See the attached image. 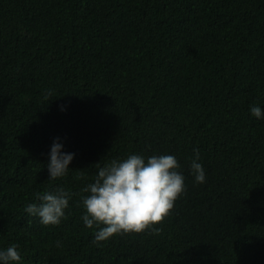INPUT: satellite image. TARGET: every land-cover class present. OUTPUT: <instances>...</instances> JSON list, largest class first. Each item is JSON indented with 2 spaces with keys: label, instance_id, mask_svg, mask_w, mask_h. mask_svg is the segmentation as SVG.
<instances>
[{
  "label": "trees",
  "instance_id": "trees-1",
  "mask_svg": "<svg viewBox=\"0 0 264 264\" xmlns=\"http://www.w3.org/2000/svg\"><path fill=\"white\" fill-rule=\"evenodd\" d=\"M252 105L264 109V0H0V249L18 245L19 264H264ZM57 137L75 156L49 180ZM133 153L174 155L185 190L158 233L97 245L81 189ZM61 186L60 224L25 212Z\"/></svg>",
  "mask_w": 264,
  "mask_h": 264
},
{
  "label": "clouds",
  "instance_id": "clouds-1",
  "mask_svg": "<svg viewBox=\"0 0 264 264\" xmlns=\"http://www.w3.org/2000/svg\"><path fill=\"white\" fill-rule=\"evenodd\" d=\"M251 115L264 119V109L252 105ZM64 145L55 138L48 153L47 169L49 180L67 175L75 153L63 151ZM199 149H194L190 162L191 174L195 182H206L205 170L199 162ZM174 155L130 154L124 159L112 160L103 167L92 183L85 185L81 192L80 204L84 209L81 219L87 228L97 229L93 243L99 245L114 234L142 232L161 222L174 206L175 200L185 190L183 173ZM39 203H29L25 212L39 217L42 225H58L66 215L72 194L62 186L36 193ZM60 242L57 241L59 246ZM22 256L16 244L0 249V264H19Z\"/></svg>",
  "mask_w": 264,
  "mask_h": 264
}]
</instances>
